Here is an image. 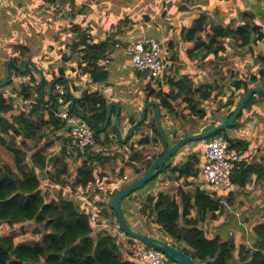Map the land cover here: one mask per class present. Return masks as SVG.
Listing matches in <instances>:
<instances>
[{
    "label": "crops",
    "instance_id": "crops-1",
    "mask_svg": "<svg viewBox=\"0 0 264 264\" xmlns=\"http://www.w3.org/2000/svg\"><path fill=\"white\" fill-rule=\"evenodd\" d=\"M134 2L135 0H2L0 64L3 63L5 73L8 74L11 70L16 72L14 69L8 71L5 67L12 63L10 58L20 57V60L25 59L28 65L32 62L34 71L38 74L37 83L43 78L49 83L62 70L66 91L73 100L85 91L98 92L105 96L108 104L114 105L110 110L106 134L102 135L91 150L98 149L96 155L104 161L102 164L96 161L92 163L99 174L100 183L85 188L88 199L97 201L98 207L87 201L84 209L87 212L92 211V220L100 234L109 232L114 236L116 251L121 259L131 264H142L130 251V246L136 240L132 241L119 232L116 216L108 204L111 194L142 176L148 168L147 162L153 161L163 151L162 141L140 143L147 136H155L153 124L154 121L157 123L153 105L147 106L143 123H138L142 115L141 109L148 101L157 103L162 131L170 145L176 141L173 136L180 138L201 132L213 121L216 124L224 119L226 111H231L245 94L244 85L243 88L236 89L235 82L246 81L248 89L263 84L248 79L251 75H258L259 69H264V63L260 60L254 61L249 53L237 55L236 50L232 51L229 47L226 51L231 53L219 52L214 56L211 51L205 54L204 50L197 56L189 52L195 47V43L180 39V28L191 27L196 18L193 15H199L209 9L213 11L204 22V26L208 22L209 30L206 33L204 31L202 36L211 34L210 24L213 19L225 25L230 24L229 27L235 29L238 23L251 20L249 13L253 15V19L260 21L264 33V0L201 1L202 10L193 7L192 16L191 10L185 7L190 2L197 3V0H165L163 11H166L168 21L166 25L164 21L158 22L161 29L153 27V23H156L154 15L147 23L141 21L135 24L141 18H135L139 11L131 7ZM123 18L128 19L127 25L118 22ZM129 19L134 24L130 23ZM232 23L235 26H232ZM164 26L170 28L166 30ZM143 32L147 35H143ZM148 37L165 41L166 51L171 54L174 62L173 69L168 73L169 77L157 83L144 82L142 74L130 64L129 45ZM105 40L109 41L110 53L100 59L97 65L108 70V78L104 82L94 83L87 74L81 72L78 65V57L82 55L79 49L81 46L77 47L75 43H97ZM203 41L206 42V38H203ZM229 45L233 46V42L230 41ZM257 49L264 54V41L258 42ZM12 72L9 73L10 79ZM184 75L193 83H168L170 79L177 81ZM165 79H168L167 83H162ZM51 85L47 84L45 91L49 92ZM153 90L164 92L173 112H168L161 106L160 100L151 94ZM210 93V98L205 100L206 95ZM9 95L13 96L11 93ZM230 96L234 103L229 107L225 102ZM44 98L48 99L47 94ZM196 111H204L207 115L200 119ZM42 115L43 119L48 120L47 110L42 111ZM116 116L118 121L115 124ZM133 125L134 129L127 138ZM226 133L235 140L240 163L254 166L264 163V95L252 96L250 102L242 109L237 127L226 129ZM41 134H44V140L42 139L40 144L49 142V150H54L48 151V168H53L57 157L53 155L71 149L68 129L42 127L37 136ZM22 140L21 137L17 138V141ZM237 140L239 142H236ZM26 142L30 143L31 140ZM205 144L204 141L187 143L168 160V164H177L195 156L199 160L198 177L177 178L170 170L158 174L148 185L122 200L121 208L125 220L131 229L158 237L161 232L153 223H149L147 218L149 205L158 191H164L170 185L180 186L185 193H193L196 189L206 190L211 198L219 199L224 212L215 218L210 217L212 213L207 214L203 221L198 222V226L209 234L218 233L224 240L236 241L248 249L252 244L254 225L264 218V177L259 178L252 174L245 186L238 187L233 184L227 190L214 192L212 187L205 184L201 174ZM32 152H28V157ZM77 157L67 159L71 161V167L66 160L69 172L75 170L83 161L82 157ZM52 184L57 186L51 182V187ZM176 199L179 201L180 197L177 195ZM195 213L191 208L190 215L194 217Z\"/></svg>",
    "mask_w": 264,
    "mask_h": 264
},
{
    "label": "trees",
    "instance_id": "trees-1",
    "mask_svg": "<svg viewBox=\"0 0 264 264\" xmlns=\"http://www.w3.org/2000/svg\"><path fill=\"white\" fill-rule=\"evenodd\" d=\"M249 16L251 18L249 22H240L235 29L212 21L211 34L202 36L201 34L205 31L204 22L208 17V14L202 11L194 19L191 27L180 28V39L196 43L189 52L197 56H200L204 50L205 54L211 51L216 56L219 52H225L228 48L227 44L229 45L231 41L237 55L249 53L254 61L260 60L264 63V54L257 49L258 42L264 41L262 24L253 19L251 13ZM118 22L124 25L128 23L126 18ZM129 22L131 23L130 20ZM251 34L254 35L253 39ZM202 38H206L207 41L203 42ZM108 42L105 40L97 43L85 41L75 43L77 47L81 46L79 49L82 52V55L78 57V65L91 82H104L108 78V70L97 65L100 59H104L110 53ZM11 61L12 63L7 65L8 71L14 69L20 75L29 76V80L20 82L19 91L12 90L10 93L13 96L6 97L2 87L3 85L7 87L11 81L4 83L6 78L0 79L2 80L0 82V264H131L121 259L117 253L114 236L109 232L100 234L96 229L92 220V211L83 210L87 201L92 206L98 207L97 201L89 198L85 203H79L80 201L63 196V192L59 191L56 195L48 192L47 185H51V182L60 186L66 184L63 177L69 171L65 162L68 158L75 157V152L78 153V157L86 156L87 160L81 161L75 167L72 186L87 188L100 183L99 174L92 165L94 161L102 164L99 155L81 154L71 140V149L62 150L61 155L56 157L51 171L48 168L50 162L48 149L51 143L40 144L44 134L37 136V132H40L42 127L53 126L56 130L69 129L67 123L57 119L53 114L58 107L53 87L51 93L45 91L47 84L64 85L66 83L63 71L60 70L59 75L49 83L45 81V78L37 83L33 75H29V65L24 72H21L20 68L25 59L20 60V57L16 56ZM248 80L264 83V69L260 68L258 75H251ZM168 83L190 85L193 82L184 75L177 81L170 79ZM235 83L236 89L243 88L242 85H244L245 93L248 91L246 81L239 80ZM43 93L44 96L47 94L48 99L44 98ZM151 94L160 100L163 108L173 112L164 92L153 90ZM16 95L21 96L24 103L20 104L16 101ZM210 96L211 93L207 94L205 100ZM65 100L70 104V113L81 117L88 124L95 142L98 143L108 128V123L105 125V121L109 104L105 96L98 92L85 91L73 100L66 91ZM27 101L28 104H25ZM233 103L230 96L225 105L230 107ZM44 110L48 111V120L43 119L42 111ZM241 114L242 111L231 126L232 128L237 127ZM196 115L201 119L207 114L204 111H196ZM229 115L230 110H227L224 118ZM214 125L215 121L205 130ZM155 132L161 142L157 127ZM217 133H222L226 138L228 151L236 153L239 150L236 143L234 144L235 140L228 136L226 130ZM18 137L24 141H17ZM165 137L167 139L166 135ZM173 138L177 140L178 136ZM26 140L31 142L27 143ZM148 142H157V140L155 137L147 136L140 141V143ZM30 151L33 152L28 157ZM28 158L30 163L27 162ZM150 164L151 161H148L146 167ZM198 164L199 160L195 156L177 164L167 162L160 173L170 170L177 178H196L199 175ZM252 174L263 178L264 163L254 166L238 162L230 176L231 186L233 184L238 187L245 186ZM231 186L226 189H213V191L227 190ZM177 195L180 197L179 201L176 199ZM151 203L149 223H153L161 232L158 237L182 249L200 264H264V218L254 225L252 244L247 249L241 243L224 240L218 233L209 234L198 226V222L203 221L207 214L212 213L210 217L215 218L224 212L219 199L211 198L206 190L196 189L193 193H185L180 186L170 185L164 191H158ZM191 208L196 212L194 217L190 215ZM215 211L218 213L214 214ZM113 214L115 215L114 212ZM119 232L122 233L120 230ZM64 249H66L65 252H63Z\"/></svg>",
    "mask_w": 264,
    "mask_h": 264
},
{
    "label": "built area",
    "instance_id": "built-area-1",
    "mask_svg": "<svg viewBox=\"0 0 264 264\" xmlns=\"http://www.w3.org/2000/svg\"><path fill=\"white\" fill-rule=\"evenodd\" d=\"M2 0H0L1 2ZM130 64L142 74L144 82L157 83L174 67L171 54L163 48L162 42L156 38H144L129 45ZM57 109L54 116L72 126L68 135L81 154H96L95 139L88 124L77 115L70 113V104L65 100L66 89L62 84L53 85ZM204 162L201 174L205 184L213 189H226L231 186V174L235 165L240 162V155L228 151V142L222 133H215L205 142ZM132 256L142 264H177L166 258L161 251L135 241L131 246Z\"/></svg>",
    "mask_w": 264,
    "mask_h": 264
},
{
    "label": "water",
    "instance_id": "water-1",
    "mask_svg": "<svg viewBox=\"0 0 264 264\" xmlns=\"http://www.w3.org/2000/svg\"><path fill=\"white\" fill-rule=\"evenodd\" d=\"M253 34H251V39H253ZM27 61H24L23 66L20 68L21 72H24L26 70ZM7 68V65H6ZM10 76L7 74V79L5 80L6 83L9 82ZM53 84L49 88V92H52ZM258 94H264V83L261 85H256L248 89V91L240 98L239 102L236 104V106L231 109L230 115L228 117H225L220 122L216 123L213 127L197 132L185 135L183 137L178 138L172 145L168 143V140L166 139L163 131H162V125L160 123V112L158 110L157 103L154 101H148L143 105L142 109V116L141 119L138 121V123H141L145 119V113L146 108L149 105H153L155 107V113L157 116V123L160 131L161 141L163 145V151L160 155L155 157L153 161H151V164L146 169L144 174L137 178L136 180L128 183L123 188L118 190L117 192L110 195L108 199V204L110 208L113 210L116 216V222L118 225V229L124 234L127 235L129 238L139 241L142 244H145L149 247H152L156 250L161 251L163 255L166 256V258L176 262L177 264H200L196 259L191 257L190 255L186 254L182 249L168 243L167 241L155 237L153 235H145L140 232H137L133 229H131L123 215L122 208H121V202L122 200L127 197L130 193L136 191L141 186L152 180L156 175H158L163 168L167 165L168 160L185 144L190 142H196L199 140H206L212 135H214L217 132L224 131L228 128H230L234 122L236 121L237 117L239 116L240 112L242 111L245 103L248 101L249 98L252 96L258 95ZM114 105L110 104L108 115L105 121V125L108 123L110 119V110ZM118 118L115 117V124L117 123ZM136 125V124H135ZM133 125L127 134V138L131 135L134 126ZM72 125L69 124V127ZM171 143V142H170ZM78 153L75 152L74 156L77 157ZM83 161H86L87 158L84 156L82 157ZM66 249L63 250L65 252Z\"/></svg>",
    "mask_w": 264,
    "mask_h": 264
},
{
    "label": "rangeland",
    "instance_id": "rangeland-1",
    "mask_svg": "<svg viewBox=\"0 0 264 264\" xmlns=\"http://www.w3.org/2000/svg\"><path fill=\"white\" fill-rule=\"evenodd\" d=\"M163 1H165V0H135V2L134 3H132V5H131V7L133 8V9H138V11H139V14L138 15H136L135 16V18H141V20L140 19H138L137 21H136V23L135 24H138L139 22H144V23H147L149 20H150V17L152 16V15H154V19L156 20V23H153V27L154 28H159V29H161L160 27H159V25H158V22L160 23L161 21H164V25H166V22L168 21V18H167V16H166V11L164 10L163 11V9L165 8L164 7V5H163ZM191 1H194V0H191ZM201 1H206V0H197V3H195V2H190L189 4H187L188 6H189V8H188V6H186L185 8H187V9H189V10H191L190 11V15L192 16V14H194L193 12H192V9H193V7H195V8H197V9H200V10H202V7H201V5H202V3H201ZM132 2H133V0H132ZM148 7V8H147ZM139 8H141V9H139ZM187 9H185V10H187ZM205 9H207L206 7H205ZM217 10L219 9V7H217L216 8ZM205 12H207L208 13V15L210 16V12L211 11H213V10H209V9H207V10H204ZM162 12H163V14H162ZM142 13H145L144 15L142 14ZM212 13V12H211ZM162 14V15H161ZM198 15V13H196V15H193V17H195L196 16V18L198 17L197 16ZM143 18V19H142ZM171 19H172V17H171ZM130 21H131V23H133L134 24V22L131 20V19H129ZM127 21H128V19H127ZM215 21V19H213V22ZM221 24H223V25H225L224 23H222L221 22ZM230 25V24H229ZM232 26H235V24L234 23H232L231 24ZM132 27V26H131ZM165 28H166V30H168V28H170V27H167V26H164ZM209 26H208V22H207V24H206V26H205V33H206V31H208L209 29ZM262 29H263V26H262ZM138 30H140V29H138ZM144 32H145V29L143 30ZM143 32V33H144ZM143 35H147V34H143ZM158 40H160L159 38H158ZM207 40V39H206ZM161 42H162V46H163V48L164 49H166V47H167V45H166V42L165 41H163V40H160ZM202 41H203V38H202ZM204 42V41H203ZM224 44L226 45L227 44V41L225 40V42H224ZM231 44V43H230ZM195 45H196V43H195ZM227 47H229V48H231L232 49V51H234V47L233 46H231V45H228L227 44ZM167 50V49H166ZM227 50H228V48H227ZM225 52H227V53H231V52H229V51H225ZM12 58H10V60H11ZM1 62V61H0ZM28 65V64H27ZM6 67V66H5ZM28 69H29V71H30V73H29V75H33V77H34V79H36V81L38 80V74H37V72L36 71H34V64L31 62V64L28 66ZM10 72H12V70L11 71H9L8 72V74L10 73ZM6 74H7V72L5 73L4 72V65H3V63L2 64H0V79H5V78H7L6 77ZM13 76H11V79L9 80V82L11 81V84H9L7 87L5 86V85H3V87H2V89H3V92L5 93V96L6 97H8L9 96V94H10V92L12 91V90H17V91H19V89H20V82H22V81H28L29 80V76H24V75H20V74H18V73H16V72H12L11 73ZM10 75V74H9ZM167 77H169L168 76V74L164 77V78H167ZM1 80V81H2ZM167 80L168 79H165L162 83H167ZM0 81V82H1ZM45 81H48V80H45ZM8 82V83H9ZM233 82V81H232ZM231 82V83H232ZM4 83H6V82H4ZM46 83V82H45ZM15 100L16 101H18L20 104L21 103H24L23 101H22V99H21V96H19V95H16V98H15ZM25 104H28V101L27 102H25ZM109 106H110V104L108 105V111H109ZM142 109H143V107H142ZM142 109H141V112H142ZM155 111V110H154ZM142 116V115H141ZM140 119H141V117H140ZM139 119V120H140ZM138 120V121H139ZM153 127H154V134H155V128L157 127L158 128V130H159V127H158V123H156L155 121H154V124H153ZM64 137V136H63ZM155 138H156V140L157 141H159V139H158V136L155 134V136H154ZM44 140V139H43ZM202 141H204V142H206L207 140H202ZM199 143L201 142V141H198ZM204 144V143H203ZM192 145H194V143L192 144ZM48 151H54V150H49L48 149ZM59 156V155H61V151H59V152H57V153H55L53 156ZM52 156V157H53ZM27 162L28 163H30V161H29V158L27 159ZM67 162H68V164H69V167H71L72 166V163H71V161L70 160H67ZM102 163L104 162V161H101ZM12 164V163H11ZM49 168H51L50 166H49ZM52 169V168H51ZM41 174H43V173H41ZM74 174V170H71L68 174H66L63 178H65V185L64 186H60L59 184H56L57 186L55 187L54 186V184H52V187H51V185H47V189H48V192L49 193H51V194H55L56 195V193H58L59 191L60 192H63V196H65V197H67V198H71V199H74V200H76V201H80L79 203H82V202H84L85 203V201L86 200H88V197H87V193L85 192V188H79V187H73L72 186V183H73V175ZM164 176H166V174L164 173ZM148 185V184H147ZM106 205V204H105ZM84 206H85V204H84ZM151 208H152V203L149 205V209L151 210ZM84 211H85V209H84ZM150 212V211H149ZM148 219H149V215H148V217H147ZM127 236V235H126Z\"/></svg>",
    "mask_w": 264,
    "mask_h": 264
},
{
    "label": "clouds",
    "instance_id": "clouds-1",
    "mask_svg": "<svg viewBox=\"0 0 264 264\" xmlns=\"http://www.w3.org/2000/svg\"><path fill=\"white\" fill-rule=\"evenodd\" d=\"M81 118V117H80ZM68 127H69V124H68ZM96 143V142H95ZM84 155H86V154H84ZM86 157V156H85ZM87 158V157H86Z\"/></svg>",
    "mask_w": 264,
    "mask_h": 264
}]
</instances>
